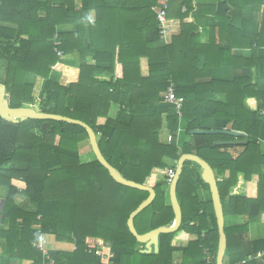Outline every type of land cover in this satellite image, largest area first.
I'll return each mask as SVG.
<instances>
[{
  "label": "trees",
  "instance_id": "obj_1",
  "mask_svg": "<svg viewBox=\"0 0 264 264\" xmlns=\"http://www.w3.org/2000/svg\"><path fill=\"white\" fill-rule=\"evenodd\" d=\"M120 1L0 0V70L5 72L12 101L19 107L34 103V85L28 78H42V112L89 125L100 136L102 154L125 179L145 185L155 168L176 169L183 154H196L215 171L222 203L224 208L228 206L226 214L246 212L252 222L257 221L264 206L256 218L251 209L263 205L260 196L256 200L229 197L227 204L226 200L239 173L245 180L258 174L260 194L264 183V114L260 112L264 109V0H168V18L172 4L179 10L185 8L179 14L180 33L169 42L162 37L152 10L159 0H139L142 5L133 12H146L142 30L125 26L121 31L109 20L100 29L98 19V25L89 24L88 35L85 13L95 7L101 18L105 7ZM189 18L193 21L187 22ZM73 23L78 24L73 32L60 31L61 26ZM101 33L105 40L96 41L95 36ZM243 51L249 54L243 56ZM76 52L83 58L79 79L68 82L61 74V58ZM87 56L93 57L95 65L86 63ZM142 57L149 60L150 75L146 78L141 76ZM117 62L123 65L121 78L116 77ZM222 68H228L226 78L212 77V69ZM54 72L60 73L58 80L51 78ZM170 82L185 99L183 124L162 97ZM114 104L120 108L111 119ZM165 114L174 135L171 143L160 141ZM103 118L105 122L100 124ZM43 123L34 120L31 129L28 123L0 122V186L9 188L4 206L9 229L0 230V238L7 243L5 259L31 264H109L111 253L102 248L98 238L113 244L112 264H173V254L178 251L184 252L182 264H203L204 249L213 253L216 264L220 238L217 218L199 165L186 162L178 183L182 226L175 233L160 236L158 254H144L128 220L149 193L119 184L97 160L81 163L79 145L89 140L84 127L48 121L43 129ZM230 125L231 130L248 135V144L238 156L229 152L235 146L215 145L238 138L190 133L223 130ZM180 126L184 131L178 134ZM168 188L166 178L157 182L156 200L135 218L139 234L175 222ZM18 191L29 198L34 212L16 206ZM39 230L77 249L45 255L34 246ZM181 231L198 238L179 248L174 242ZM225 231L226 256L231 264L264 253V240H259L252 242L247 257L244 253L237 256L239 243L232 245L235 231L227 227ZM89 245L102 248L105 257L89 253Z\"/></svg>",
  "mask_w": 264,
  "mask_h": 264
},
{
  "label": "crops",
  "instance_id": "obj_2",
  "mask_svg": "<svg viewBox=\"0 0 264 264\" xmlns=\"http://www.w3.org/2000/svg\"><path fill=\"white\" fill-rule=\"evenodd\" d=\"M80 2V0H78ZM145 2V1H144ZM162 0H159L156 7H153L152 10L156 13V10L162 5ZM138 4H141L139 0H121L119 3L116 4V6L109 4L107 7H105V11L103 13V16L101 14V18L98 16L97 8L93 7L88 12L85 13V26L87 30V34L89 35V24H95L98 25V19H101V25H99L100 29H103V23L108 22L111 23L112 27H119L121 28V31H125V26L131 30L133 28H137L138 30H142L143 27H145V24L147 23L146 19V12L144 11H137L133 12L134 9L137 8ZM102 7V8H104ZM103 11V10H101ZM185 11V8L182 10H179L178 5L172 4L170 8V16L171 18H168V21H170L169 28L170 32L169 35L166 37L165 41L169 42L171 38L175 35H178L180 33V19L179 14ZM113 17V18H111ZM113 19V20H112ZM187 22H192L193 19L189 18L186 20ZM78 28V24H68L63 25L60 27L61 32H73ZM147 37L150 36V34L146 35ZM96 41H102L105 40L102 37V33L99 36H95ZM89 47V42H85V48ZM243 56H247L249 54V51H243L240 52ZM83 58L81 57L79 52H76V54L68 55V56H62L61 63L63 67L62 76L67 79L68 82H77L80 75L79 65L82 63ZM86 63L88 65H95V61L92 56H87ZM140 70H141V76L143 78L148 77L150 74V68H149V60L146 57L140 58ZM116 77L121 78L123 77V65L119 62L116 63ZM55 73V72H54ZM52 73V76L53 74ZM212 77H223L226 78L228 76V68H222V69H212L211 70ZM220 75V76H219ZM42 79V78H38ZM43 80V79H42ZM44 81V80H43ZM40 92V90H39ZM164 94V93H163ZM35 96V95H34ZM163 97V95H162ZM38 99H35L34 105L31 104L30 106H34L36 108V105L38 104ZM33 108V107H32ZM120 106L114 104L110 110L109 118L114 119L116 118ZM105 122V119H100L99 123L103 124ZM231 130V125L228 126V128ZM168 129V118L167 115H163V128L160 132V138L161 133L163 131ZM98 141L100 139V136L97 135ZM90 141V140H89ZM88 142V141H86ZM83 142L79 145V154L82 164H90L95 162L96 156L93 152L91 143ZM263 146V143H261ZM244 151L243 146H235V148L230 149L229 152L233 154L234 156H238ZM172 169V168H170ZM170 169H159L155 168L150 177L147 179L146 184L151 187H155L158 181L164 180L166 178V175L168 173V170ZM243 173L238 174L237 183L230 189L229 196L226 200V204L229 200V197H241L246 198L249 200H256L260 196L259 199H263V205H252L253 208L251 209L252 216L255 218L258 215V211L260 209V206H264V183L262 185V191L261 194L259 193V184H260V176L258 174H254L251 178V180H245ZM160 177V178H159ZM6 188V190L0 189V209H1V203L3 200H5L2 211H0V230H7L9 229V222L6 218L5 221L2 223V213L4 212V206L6 204V198L9 195V188L7 186H2ZM167 189V188H166ZM3 191H6V194H3ZM168 192L170 195V190L168 188ZM15 204L20 209L26 212H34L35 207L30 202L29 198L22 194L20 191L17 192V194L14 197ZM171 201V200H170ZM224 206V205H223ZM228 208V206H227ZM227 208H224L225 211V227L233 229L232 232V245L236 242L239 243V247L236 249V254L239 256V253H244L247 257V252L252 249L251 245L254 241L264 240V212L261 213L257 219V221L252 222L250 218V214L243 213V214H226ZM210 223V222H209ZM37 226H34L36 228ZM247 227V229H246ZM246 229V230H243ZM243 230V231H242ZM45 240H46V250L47 252L55 251V250H62V251H73L77 249L76 245L73 244H67V243H59L56 241L55 237L52 235H46L44 234ZM197 235L188 233L186 231H181L177 234L175 239V245L179 248H185L190 242L197 240ZM97 241L101 243L103 246L102 248H105L104 250L110 251L111 254L114 255L112 251V243L107 242L104 239H98ZM97 247V246H96ZM98 248V247H97ZM102 248H98L101 251ZM144 249V246L141 247V252ZM6 251H7V243L4 239L0 238V264H31V262L27 260H19V259H11L7 260L6 258ZM114 258V257H113ZM112 258V259H113ZM112 259H109V264H112ZM185 260L184 252L178 251L173 254V264H182ZM251 260H254L255 264H264V253H259L255 258H253L251 255L247 258H244V261H242L240 264H253ZM224 264H231V260L229 256H225Z\"/></svg>",
  "mask_w": 264,
  "mask_h": 264
},
{
  "label": "water",
  "instance_id": "obj_3",
  "mask_svg": "<svg viewBox=\"0 0 264 264\" xmlns=\"http://www.w3.org/2000/svg\"><path fill=\"white\" fill-rule=\"evenodd\" d=\"M4 86L0 85V91H5ZM0 115L1 117L12 124H21L28 120H39L44 121L43 129H45L49 123L48 121H59V122H67L71 124H76L84 127L89 135V140L93 149V152L96 156L97 161L105 167L111 177L115 179L119 184L127 186L129 188L146 191L149 193V197L133 212L131 213L128 220V227L132 235L137 239V241L144 246L142 253L144 254H158L160 251V236L162 234H172L177 232L183 224V212L180 202L178 200L177 188L178 183L181 178L184 165L186 162H194L199 165L202 169V178L203 181L209 185L212 200L214 204L215 214L217 218L218 230H219V247L217 252V260L216 264H224V259L227 253L228 248V238L225 231V211L222 203L219 187H218V179L216 177L215 171L210 166L208 162L204 159L200 158L196 154H183L179 159L176 167L175 176L172 179L170 184V200L171 205L175 213V222L172 226H163L159 227L149 233L144 235L139 234L135 226V218L148 206H150L157 198V193L154 187L148 185H142L134 181H130L125 179L121 174L106 160L99 146L97 134L95 131L87 125L85 122L80 120H75L69 117H64L61 115L49 114L40 112L34 108H19V109H11L8 106V102L6 100L0 99ZM191 135H228L233 136L235 138H242V140H234V141H218L215 143L216 146H246L248 144V135L244 132L233 131L229 129L223 130H192ZM5 200L2 201L1 209ZM6 213H2V223L5 221Z\"/></svg>",
  "mask_w": 264,
  "mask_h": 264
},
{
  "label": "built area",
  "instance_id": "obj_4",
  "mask_svg": "<svg viewBox=\"0 0 264 264\" xmlns=\"http://www.w3.org/2000/svg\"><path fill=\"white\" fill-rule=\"evenodd\" d=\"M162 5L156 10L157 14V21L160 24V31L161 35L164 39L169 35L170 28L168 26V10H169V3L168 0H162ZM57 39V37H56ZM56 46H58L60 43L56 41ZM60 56H62L61 53H59ZM164 102L169 104L171 107L175 109L176 114L178 115L181 124L184 122L183 118V108L185 99L183 97H179L176 92V86L173 82H170L169 87L163 94ZM260 112L264 114V109H261ZM184 131L183 126H180L178 134H181ZM168 143L173 142L174 135L168 132ZM176 169H170L168 170V173L166 175V181L171 184L172 179L175 176ZM39 236L37 242L34 244L35 247L42 249L44 251V254L47 255L48 252L46 250V240L44 237V234L41 230H39ZM88 252L94 253L96 256L99 257H105L103 255V252L98 249L95 245H89L88 246ZM114 257L113 254L109 255V259H112ZM214 255L209 249H204V262L203 264H215L214 263Z\"/></svg>",
  "mask_w": 264,
  "mask_h": 264
},
{
  "label": "rangeland",
  "instance_id": "obj_5",
  "mask_svg": "<svg viewBox=\"0 0 264 264\" xmlns=\"http://www.w3.org/2000/svg\"><path fill=\"white\" fill-rule=\"evenodd\" d=\"M169 24H170V21H168V26H169ZM2 65H3V67H5L6 66V63H4V62H2ZM59 77H60V73H58V72H55L54 74H53V76L51 75V78L53 79V80H58L59 79ZM65 78V77H64ZM44 80V79H43ZM42 79H38L37 77H35V76H29V78H28V81H29V83H31V84H33L34 85V88H33V96H34V98L35 99H38V104L36 105V108L34 107L35 105H34V103H32L34 106H32L34 109H36V110H38V111H40V112H42V110H41V105H40V102H41V91H42V89H43V87H44V84H45V80L43 81ZM39 90H40V92H39ZM168 131L167 130H165V131H163V133H161V138H160V141L162 142V143H167V141H168ZM86 143H89L90 144V141L88 140V142H86ZM160 178V177H159ZM0 189L1 190H6V188H4V187H2V186H0ZM3 194L5 195L6 194V191H3Z\"/></svg>",
  "mask_w": 264,
  "mask_h": 264
},
{
  "label": "flooded vegetation",
  "instance_id": "obj_6",
  "mask_svg": "<svg viewBox=\"0 0 264 264\" xmlns=\"http://www.w3.org/2000/svg\"><path fill=\"white\" fill-rule=\"evenodd\" d=\"M5 77H6L5 72H3V70H2V71L0 70V85L6 87V88H5V91H3V90L0 91V99H2V100H6V101L8 102V106H9V108H11V109L32 108V106H30L31 104H28V103L24 104L22 107H19V106H16V105H15V103L12 101L11 94H10V92H9V90H8V86H7L6 83H5ZM32 121H34V120H28V121H26V122H24V123H28V124L30 125V128H31V129H34V124L31 125V122H32ZM0 122H3V123H9V122L5 121V120L1 117V115H0ZM11 124H12V123H11Z\"/></svg>",
  "mask_w": 264,
  "mask_h": 264
}]
</instances>
